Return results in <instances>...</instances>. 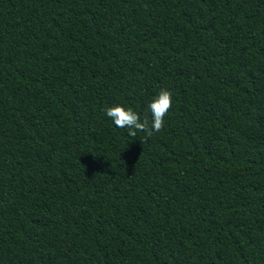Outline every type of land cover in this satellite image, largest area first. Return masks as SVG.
Instances as JSON below:
<instances>
[{
	"label": "trees",
	"instance_id": "obj_1",
	"mask_svg": "<svg viewBox=\"0 0 264 264\" xmlns=\"http://www.w3.org/2000/svg\"><path fill=\"white\" fill-rule=\"evenodd\" d=\"M0 264H264V0H0Z\"/></svg>",
	"mask_w": 264,
	"mask_h": 264
},
{
	"label": "clouds",
	"instance_id": "obj_2",
	"mask_svg": "<svg viewBox=\"0 0 264 264\" xmlns=\"http://www.w3.org/2000/svg\"><path fill=\"white\" fill-rule=\"evenodd\" d=\"M148 112L143 119L131 107L122 105L111 106L105 109V114L118 128H127V133L133 139L137 137V132L145 133V137L140 138L143 142L151 138L154 133H159L164 128L165 117L173 107L172 93L167 89H161L154 99L148 104Z\"/></svg>",
	"mask_w": 264,
	"mask_h": 264
}]
</instances>
